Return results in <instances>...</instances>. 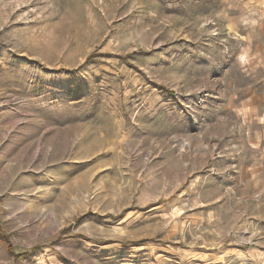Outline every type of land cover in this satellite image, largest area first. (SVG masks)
I'll list each match as a JSON object with an SVG mask.
<instances>
[{
    "label": "rangeland",
    "instance_id": "obj_1",
    "mask_svg": "<svg viewBox=\"0 0 264 264\" xmlns=\"http://www.w3.org/2000/svg\"><path fill=\"white\" fill-rule=\"evenodd\" d=\"M0 264H264V0H0Z\"/></svg>",
    "mask_w": 264,
    "mask_h": 264
}]
</instances>
